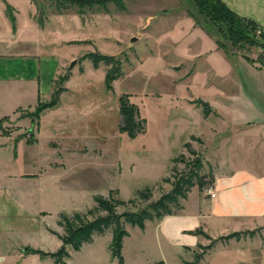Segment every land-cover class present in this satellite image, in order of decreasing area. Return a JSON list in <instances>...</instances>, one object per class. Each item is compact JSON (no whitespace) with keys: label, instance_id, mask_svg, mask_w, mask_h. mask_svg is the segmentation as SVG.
<instances>
[{"label":"rangeland","instance_id":"1","mask_svg":"<svg viewBox=\"0 0 264 264\" xmlns=\"http://www.w3.org/2000/svg\"><path fill=\"white\" fill-rule=\"evenodd\" d=\"M31 3L43 31L37 38L28 33V40L37 42L27 49L37 55H57L53 81L65 91L56 106L43 111L40 132L34 127L36 121L23 127L4 121L1 128L27 143L38 141L26 153L20 146L15 162L31 156L37 157L36 162L52 159L57 170L47 175L41 193L23 198L21 217H6L20 223L10 222L0 230V264H53L50 255L40 257L32 250L55 254L61 241L52 232H63L58 214L85 212L97 194L106 196L113 189L116 197L128 200L149 186L153 201L169 191L171 184L163 178L172 174L173 159L180 153L187 160L194 157L184 147L187 142L202 162L199 174L207 184L198 185L201 190L210 188L212 173L235 169L264 173V30L260 26L237 19L217 0H123L122 10L112 2L105 7L61 9L55 0ZM216 38L232 52L227 53L233 56L228 63L210 50ZM93 51L115 55L119 61L121 75L112 82V91L105 87L109 65L93 67L85 58ZM72 60L74 65L68 67ZM63 75L68 79L61 83ZM122 94H128L146 122L134 139L119 131ZM196 99L207 101L215 111L204 116L201 106L188 104L191 100L198 105ZM35 109L36 105L20 109L18 115ZM12 156L11 141L1 160L8 162ZM175 166L177 174L188 169L180 161ZM130 207H119L118 212ZM244 224L248 223L239 221L234 229ZM125 228H130V236L124 238L122 264H152L158 259L159 248L149 232L142 235L129 224ZM111 236L109 229L78 251L66 247L65 264H121L110 255ZM166 257L167 264H177L175 258ZM238 257L219 251L205 256L201 264H264Z\"/></svg>","mask_w":264,"mask_h":264},{"label":"crops","instance_id":"2","mask_svg":"<svg viewBox=\"0 0 264 264\" xmlns=\"http://www.w3.org/2000/svg\"><path fill=\"white\" fill-rule=\"evenodd\" d=\"M34 13L31 0H0V230L6 229L10 222L20 223L18 218L10 221L6 217L12 214L21 217L25 213L23 198L41 193L44 182L48 180L47 175L57 170L56 162H50L52 159L36 162L37 157L31 156L22 162H15L20 157V146L26 153L29 149H35L38 141L28 144L22 137H14L17 135L15 132L4 133L1 128L4 121L7 124L15 121L22 127L28 122L32 125L30 118H19L18 110L31 108L52 93L59 58L57 55L52 58L47 53L32 54L27 49L37 42L36 39L34 42L29 41L28 33L34 32L37 38L43 31L36 23ZM214 45L215 48L210 50H214L218 57L228 63L233 56L219 48L215 41ZM250 66L254 69V66ZM191 100L188 104L200 107ZM42 117L43 112L34 126L39 132ZM31 128L28 130L31 131ZM11 141L13 156L4 162L1 158L4 151L9 149ZM212 177L210 188L213 197L205 189L193 186L182 201L180 211L148 220L143 229L136 226L142 235L149 232L159 248V257L152 264H167L166 255L175 258L177 264H186L193 259L199 246L210 243L206 240L215 242L206 249L198 264L203 262L205 256L219 251L233 252L238 258L253 263H264V173L235 169L221 174L212 173ZM43 213L46 211H38L40 215ZM239 221L248 224L234 229ZM126 229L128 235L124 238L130 236V228ZM244 230H254V233L240 239L218 240L220 236ZM139 247L142 249V245Z\"/></svg>","mask_w":264,"mask_h":264},{"label":"trees","instance_id":"3","mask_svg":"<svg viewBox=\"0 0 264 264\" xmlns=\"http://www.w3.org/2000/svg\"><path fill=\"white\" fill-rule=\"evenodd\" d=\"M229 14L240 20H248L253 24L254 21L248 18L238 16L235 12L230 10L222 0H217ZM112 2L120 10L125 8L123 0H55L57 8L61 9L66 6L76 5L78 7L98 5L105 7L107 3ZM7 13L11 16L10 12ZM257 25V24H256ZM258 26V25H257ZM263 29V28H262ZM264 30V29H263ZM249 36V35H247ZM215 42L219 48H222L226 53H232L224 45H222L216 38ZM85 58L89 59L93 67H98L100 63L109 65L105 73V87L106 90L112 91V82L117 79L121 73L119 72V61L115 55L103 54L98 51L88 52ZM68 77L63 75L61 83L66 81ZM65 91L62 85L55 86L53 81L52 93L50 98L46 101H39L36 104V109L30 114H20L19 118L28 117L32 124L37 121L40 114L48 109L56 106L59 103L60 94ZM197 103L202 108L204 116H207L212 110L208 103L197 99ZM118 111L120 115L119 131L125 133L128 138L134 139L136 136L145 130L146 122L139 118L138 108L135 104L129 101L128 94H122L118 98ZM20 137V136H19ZM30 142V140H28ZM188 153L192 156V160H187L183 153H180L173 159V166L171 167L172 174L163 178V182L171 184L169 191L162 193L158 198L150 201L152 197V189L145 186L137 190L134 197L124 200L114 195V190L110 189L106 196L97 194L93 197L94 205L85 212H73L67 214L60 212L58 214L57 224L62 228L63 232L54 233L61 241L62 249L58 254L44 252L40 249H33L32 253L38 254L40 257L50 255L53 258V264H65V257L69 256L66 247L74 251L81 249L84 243H91L95 235H104L111 229V240L109 243V251L112 258L117 259L119 263H123L121 254L123 239L128 235L125 224L137 226L140 229L144 228V224L148 220L159 219L164 215L176 213L182 209V201L187 197L190 189L195 185L204 186L207 184L206 177L199 174L202 168L201 159L197 156L196 151L187 142L184 144ZM182 162L187 167V170L176 173L175 164ZM191 161V162H190ZM213 177L211 176L210 183ZM146 203L145 206L140 205ZM130 205L129 209L118 212L119 207ZM253 230L235 231L225 236H220L218 240H225L229 238L240 239L246 235H252ZM215 240L205 246H199V251L194 254L191 261L186 264H198L206 249L210 248Z\"/></svg>","mask_w":264,"mask_h":264},{"label":"water","instance_id":"4","mask_svg":"<svg viewBox=\"0 0 264 264\" xmlns=\"http://www.w3.org/2000/svg\"><path fill=\"white\" fill-rule=\"evenodd\" d=\"M227 7L238 16L248 18L254 21L258 26L264 29V0H222ZM134 39V38H133ZM75 60H72L68 67L73 66ZM62 246L57 250L58 254Z\"/></svg>","mask_w":264,"mask_h":264},{"label":"built area","instance_id":"5","mask_svg":"<svg viewBox=\"0 0 264 264\" xmlns=\"http://www.w3.org/2000/svg\"><path fill=\"white\" fill-rule=\"evenodd\" d=\"M207 194H208L210 197H213V196H214V193L212 192L211 188L207 189Z\"/></svg>","mask_w":264,"mask_h":264}]
</instances>
